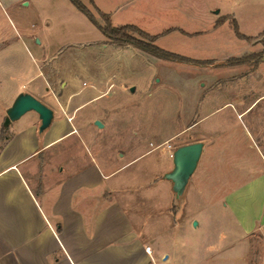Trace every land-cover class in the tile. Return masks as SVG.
<instances>
[{
	"label": "crops",
	"instance_id": "obj_1",
	"mask_svg": "<svg viewBox=\"0 0 264 264\" xmlns=\"http://www.w3.org/2000/svg\"><path fill=\"white\" fill-rule=\"evenodd\" d=\"M92 1L110 16L113 27L131 25L123 20L128 9L155 2ZM209 1L205 28L169 34L196 39L195 49H212L217 56L185 57L220 63L256 51L253 43L234 32L232 37L230 20L246 37L264 34V0ZM82 2L94 11L87 0ZM222 18L227 20L215 26ZM232 45L237 47L234 54L227 52ZM98 48L147 55L131 46L108 44L69 0H0V264H264V116L257 125L251 121L244 137L227 130L190 135L181 146L201 143L202 151L183 193L176 195L166 175L178 147L171 151L164 143L207 115L190 120L154 146L145 147L138 139L112 143L101 133L108 112L93 104L112 92L118 70L103 66L111 79L104 76L103 83L94 78L88 58ZM66 66L74 75H89L90 88L83 90L85 82L72 87V78L63 74ZM182 66L204 72L196 80L202 91L220 87L226 98L220 108H231L237 118L264 100L263 92L247 101L240 88L249 77L260 76L264 62L257 68ZM48 71L62 81L58 95ZM214 71L231 75L218 78ZM152 79L143 84L145 96L153 91ZM136 91L128 86L121 94L129 97ZM24 93L53 111L51 124L42 132L33 111L3 126L6 111ZM186 200L190 205L185 212Z\"/></svg>",
	"mask_w": 264,
	"mask_h": 264
},
{
	"label": "rangeland",
	"instance_id": "obj_2",
	"mask_svg": "<svg viewBox=\"0 0 264 264\" xmlns=\"http://www.w3.org/2000/svg\"><path fill=\"white\" fill-rule=\"evenodd\" d=\"M209 5V0H155L154 4L147 1L144 6L142 4L139 7L135 6L128 9L123 20L147 34L158 36L155 44L160 49L193 58H215L217 56L215 50L198 51L194 48L196 39L191 38L189 40L178 33L184 34L181 29L187 31L205 28L207 25L203 21V17H205ZM92 13L95 17L97 16L94 11ZM194 21L197 23H194ZM260 28V32L263 31V27ZM168 30L178 32L163 34ZM232 30L230 29L229 33L233 37L234 31ZM249 43H253L257 47V50L249 55L263 52L264 34L253 38ZM236 48V45L228 46L227 52H236ZM92 52V56L88 58V67L91 72L96 73L93 76L97 81L102 79L104 83V76L111 79L112 73L104 72L103 66H108L109 72L118 70L114 73L112 92L106 98L99 99L93 104L95 109L101 108L108 112L107 125L101 130V133L112 143L121 141L123 144H129V141L133 143L138 139L145 147H149L150 144L154 146L159 143L162 137L185 128L190 120L197 121L207 115L205 119L194 124V128L188 132L176 139L174 137L170 138L164 143V146L174 151V148L187 143L192 134L198 131L205 130L219 133L227 130L239 138L244 137L247 132H250L251 121L257 125L264 116V100H260L249 115L240 118L236 117L234 110L231 108H220L222 102L226 99L220 87H217L215 91H202L196 80L204 72L184 68L182 66L184 64L179 65L155 60L148 54H142V58H140L129 51L112 50L111 48L106 50L98 48ZM145 58L147 63L144 60ZM20 59L23 62L26 60L24 57ZM72 71L71 67L66 66L63 73L66 79L72 78V80L70 79L72 87L79 88L81 83L85 82L88 86L83 90H88L91 82L89 75H74ZM258 72L260 75L258 78L249 77L246 84L245 82L240 84V88L244 87L243 92L247 95V101H252L258 94L264 92V68L261 66ZM211 74L213 76L217 75L218 78L231 75V73L225 71H214ZM2 76V73H0V77ZM47 77L54 88L55 95H58L61 91V79L51 71H48ZM148 77L153 78L150 82L153 91L150 95L145 96L142 87L143 84L148 82L146 81ZM128 86H136V94L129 97L121 94L122 88ZM199 93L202 97L198 96ZM1 94L0 91V99ZM199 99H201V103L197 105ZM90 108L91 106H88L85 109L90 110ZM122 132H125V135L119 134ZM131 133H136L137 138L133 137ZM2 137L3 133L1 139ZM244 141V138H242V147L245 148L247 144ZM250 144L252 145L251 142ZM164 150L165 147H162L158 152L162 153ZM190 192L187 188L185 194L188 195ZM187 195H185V199H187ZM185 205L187 208L182 209L186 212L190 203L186 200Z\"/></svg>",
	"mask_w": 264,
	"mask_h": 264
},
{
	"label": "trees",
	"instance_id": "obj_3",
	"mask_svg": "<svg viewBox=\"0 0 264 264\" xmlns=\"http://www.w3.org/2000/svg\"><path fill=\"white\" fill-rule=\"evenodd\" d=\"M87 1L92 6L94 13H96V15L99 17V20H97L92 11H90L83 4L82 0H69L72 6L78 12L83 14L88 19V21L94 25L100 31V33H102L110 45L131 46L159 60L198 67L215 66L216 68H224L240 65H251L252 68H257L258 65L264 61V51L241 58L228 59L220 63H215L214 61H197L179 54L165 51L155 45V41L158 36L149 35L134 25L113 27L110 22V16L100 11L94 5L92 0ZM225 20H227V18L218 19L215 26L221 25ZM230 25L232 26L234 34L238 39L247 42H251L253 40V38L246 37L239 33L237 24L234 20H230ZM168 32H170V30L165 31L163 34ZM2 130L0 132V139L3 133Z\"/></svg>",
	"mask_w": 264,
	"mask_h": 264
},
{
	"label": "water",
	"instance_id": "obj_4",
	"mask_svg": "<svg viewBox=\"0 0 264 264\" xmlns=\"http://www.w3.org/2000/svg\"><path fill=\"white\" fill-rule=\"evenodd\" d=\"M218 13V11H216ZM35 112L40 120L39 132L44 131L49 127L53 119V111L35 99L33 96L24 93L20 94L14 101L13 105L6 111L4 127H7L11 122L16 121L27 112ZM96 126L101 127L100 123ZM202 151L201 143H193L178 147L173 155V169L166 175V178L173 183V190L176 195H181L185 186L194 172L197 162Z\"/></svg>",
	"mask_w": 264,
	"mask_h": 264
},
{
	"label": "built area",
	"instance_id": "obj_5",
	"mask_svg": "<svg viewBox=\"0 0 264 264\" xmlns=\"http://www.w3.org/2000/svg\"><path fill=\"white\" fill-rule=\"evenodd\" d=\"M147 251H149V248H146Z\"/></svg>",
	"mask_w": 264,
	"mask_h": 264
}]
</instances>
